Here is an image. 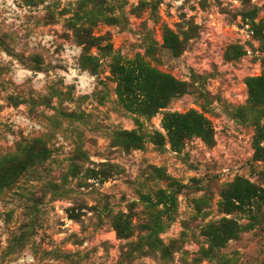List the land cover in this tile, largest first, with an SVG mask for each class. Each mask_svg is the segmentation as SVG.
<instances>
[{
  "label": "rangeland",
  "instance_id": "rangeland-1",
  "mask_svg": "<svg viewBox=\"0 0 264 264\" xmlns=\"http://www.w3.org/2000/svg\"><path fill=\"white\" fill-rule=\"evenodd\" d=\"M244 2L105 0L99 44L185 85L147 116L121 102L106 50H90L97 73L81 63L69 21L90 0H0V264H264V116L247 107L248 78L264 77V0H251L255 25ZM192 110L211 134L175 148L165 115Z\"/></svg>",
  "mask_w": 264,
  "mask_h": 264
},
{
  "label": "trees",
  "instance_id": "trees-1",
  "mask_svg": "<svg viewBox=\"0 0 264 264\" xmlns=\"http://www.w3.org/2000/svg\"><path fill=\"white\" fill-rule=\"evenodd\" d=\"M245 11L244 18L247 22L255 25V19L258 15L256 7H252L251 0H244ZM91 8L86 11L82 19L84 23L78 25L77 17L70 19L71 26L74 29L76 40L83 46L84 53L81 57V63L89 68L93 73L99 70L100 59L90 52L91 48L98 45L106 50L105 54L111 56L110 70L117 81V93L121 102L131 111H135L147 116H153L160 108L166 106L170 100L185 91V85L173 75L162 72L150 65L142 56L136 59H125L119 53L112 52V43L105 46L99 44L101 38L96 36L92 30V25L100 21L114 20L110 14L109 8L105 5V0H90ZM264 22V19L261 20ZM170 30L166 33V41L170 42L169 47L175 49L174 36H168ZM249 87V105L247 106L252 113V117L260 123L264 116V77H250L247 80ZM164 128L169 136L170 143L175 148H180L184 140L194 135L209 138L211 128L208 126L207 119L195 110L186 114L167 113L163 121ZM118 137L128 148L143 147V136L137 131L124 130L118 132ZM153 142L162 146L165 142V136L161 132L152 134ZM247 199H251L253 191L247 189L242 191ZM171 197V196H170ZM172 198V197H171ZM172 200H174L172 198ZM243 202L242 198L239 200ZM72 218H76L74 215ZM117 228L119 235L128 237L131 235L128 230L129 222L121 218L117 219ZM161 222H155L153 230L161 228ZM215 240L220 241L223 235L209 233Z\"/></svg>",
  "mask_w": 264,
  "mask_h": 264
}]
</instances>
